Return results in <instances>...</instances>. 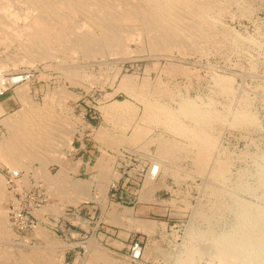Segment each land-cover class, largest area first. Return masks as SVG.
I'll return each instance as SVG.
<instances>
[{"label":"rangeland","instance_id":"374dc122","mask_svg":"<svg viewBox=\"0 0 264 264\" xmlns=\"http://www.w3.org/2000/svg\"><path fill=\"white\" fill-rule=\"evenodd\" d=\"M211 1L221 9L225 7L223 13H221L222 10L215 9L217 13L219 10L221 11L218 15L221 14L222 17L215 15L217 14L215 11L213 13L216 17L215 20L220 21V25L216 24L217 30L214 29L215 32L210 33L208 38L204 37L207 41L204 38L197 40L194 48L188 45L189 48H185L186 44H182L183 48L179 49L178 45L177 49L179 50L173 48V54L171 49L172 47L176 48L177 45L171 46L168 52H166L167 48L165 50L159 48L160 52L157 48L156 51V48L152 46V40L148 41L144 38L148 37L149 39L152 36L151 33L140 30L141 34L138 29L133 30L135 36L133 31L130 32L129 41L131 42L127 45L129 51L127 47L125 48L128 52L123 49V51L121 50L123 53L118 54V51L110 52V50L101 48L96 51L95 56L94 52L93 55L90 54L94 57H90V55L86 57L87 55L81 53L80 50L74 49L73 55L58 52L53 57L39 59L40 61L35 60L30 64H17L15 68V65H11V61L7 60L10 56L12 58L15 52L21 56L24 52L23 49L19 47L18 49H21L19 51L17 49L19 44L16 45L18 41L12 42L11 37L8 38L10 41L8 39L7 42L5 41L8 47L4 42H0V45L3 44L0 46V53L3 52L0 54V58H4L9 66L6 70L11 72L26 70L31 73L30 81L20 86L16 93L12 94L15 100L14 107L7 112L3 110L0 112V146L3 147L8 139L11 140L10 136L16 135H12L14 133H19L17 137L24 135L20 130L14 129L17 130L14 132L12 126L11 128L7 126L10 125V122L12 124L16 120L17 123L25 117L32 118L41 114L58 121V128L63 125L60 129L57 128V136L61 135L63 139L65 137L67 139L69 130H71L70 137H72L68 145L61 142L62 138L56 137L55 139L60 141H53L55 147L52 148L53 151L50 150V159L44 164L33 160V158H27L26 149L24 157L27 159L21 155L25 161L24 168L19 169L13 165L11 167L6 164L8 162L0 159V214L2 215L0 220L2 218L1 222H7L5 224L8 227L4 224L6 233L0 234V237H3L0 238V250L3 254V256L0 255V264H6L8 261L10 264H24L20 262L19 257L21 256L27 258L28 262L25 264H37L43 259V256L55 259L56 264H95L99 261L96 259L99 258L100 261L96 264H100V262L103 264L104 261H107V264H264V0ZM231 1L235 2L233 6L227 3ZM240 6L245 9L239 8L240 11L234 9ZM230 33L232 34L230 35ZM221 34L224 37L222 40ZM233 35L240 39L235 36L233 38ZM213 36L219 39L217 40ZM139 39L141 40L139 41ZM225 39L229 41L225 42L227 41ZM142 40L144 43L141 42ZM204 40L207 45L202 46ZM236 41L239 43H235ZM198 43H200L199 46ZM235 44L236 47H234ZM201 47L202 50H200ZM148 48L152 49L151 53ZM183 49L186 51L184 52ZM189 49L192 51L188 53ZM180 50L184 52L185 56H181L183 53L181 54ZM99 51L100 54L102 51V55H98ZM206 51L209 53L207 54ZM128 53L131 54L127 55ZM193 53L195 54L192 55ZM203 55L205 56L203 57ZM175 65L177 68L172 69ZM73 66H77V69ZM69 67L71 70H68ZM167 68L170 69V73H166ZM171 69L173 70L172 75L175 76L172 78ZM174 70L177 73L174 74ZM76 76L77 78H75ZM143 77L144 81H141ZM126 80L131 81V86L132 83H135L133 88L130 86L132 92L126 86L127 84L129 86V82ZM219 80L221 83H218ZM140 81L143 84L147 81L150 82L149 85L146 83L145 90L149 88L147 91L140 90L144 88L140 85ZM158 84H161L162 88L164 84L168 85L164 86V90L162 89L161 92V87ZM223 85L226 91L221 92L224 89ZM137 86L142 87L138 88ZM134 88L138 89L137 92ZM138 91H141L139 92L141 95ZM158 91L161 92L160 95L162 93L168 95L170 91L169 96L173 92L176 96L178 93L181 98L178 96L177 98L173 94L174 96H167L165 99L166 95L165 97L163 94L160 96ZM133 92L138 94L135 95ZM142 92L151 94L149 93L150 96L146 94L145 98V94ZM172 96L174 99H171ZM197 96L200 100H197ZM183 97L184 101H188L189 98V101L192 99V101L204 105L208 104L207 101L211 102L212 100L213 107L217 111L223 109L220 111L221 114L227 111L231 116L229 122L219 120L212 123L209 132L213 136V144L216 142L211 149L212 156L205 163L193 161L194 159L198 160L195 157L196 154L198 155V150L196 152L197 148L191 145L185 136H177L178 134L175 135L163 125L148 122L149 120H145V115H143V110H145L143 102L159 101V104L178 109L177 103H181ZM203 99L206 100L201 102ZM116 101L125 103L127 107L126 113H124L128 115L123 113L120 116L125 115L129 118L132 114L130 124L127 125L126 121L123 123L121 119L114 122L111 115L108 116L104 112V106L118 103ZM7 121L9 124H6ZM185 121L189 123L188 119ZM226 121L229 124L226 125ZM16 123L14 125H17ZM146 127L150 131L147 133L148 135ZM64 128L66 129L63 131L68 130V132H61ZM138 129L146 135L143 137L142 133L139 135ZM105 135L109 136V140ZM162 138L165 141L177 142L180 146L182 145L184 153L181 154V157L183 155V158L179 159L178 155L177 158L165 159V157L157 155L159 154L157 151L159 142ZM111 139H115L117 144H114ZM157 140L158 142H156ZM51 153L54 155L53 158L58 157L63 160L64 167L69 171L70 179H68L70 181L79 180L90 185V197L92 198L88 197L76 205L73 204L69 198L70 194V197H73V191L69 186L67 187L68 184L63 185L61 188L63 190L56 187L57 195L65 194L63 198L53 192L57 190L54 184L52 185V182L50 183L45 178V174L55 175L60 170L61 164L57 163L58 161L55 159L52 160ZM82 154H86V157L82 158ZM0 156H3L2 152ZM228 157L229 159H227ZM158 160L160 161L158 162ZM162 161L167 164L164 165ZM224 163L226 164L221 168L219 176L215 177V174L213 176L212 171ZM154 166L158 169L155 175H152L151 169ZM7 169L23 170V180L20 181L22 184L27 185L32 177L47 187L50 196L49 202L35 214L38 221L37 228L21 236H18L13 230L8 213V205L12 196L7 189ZM159 180L161 181L159 182ZM47 183L49 186L51 184L50 188L55 189L52 191ZM113 184L115 187H112ZM151 185L152 187H150ZM200 186H202L201 189ZM68 189L72 193L71 191L68 193ZM103 189H106V193ZM198 189H200V194ZM182 201L189 204L185 203L186 205H184ZM122 211L128 217L119 216ZM199 211L207 212L212 217L208 221L202 220L197 215ZM144 222L150 223V230L144 228ZM190 226L193 231H190ZM204 230L206 231L205 235ZM209 231H211L210 235L207 236ZM38 233L41 234L38 235ZM90 243H95L94 247L98 253L91 249ZM61 245L62 248H59ZM64 246L66 247L64 248ZM2 247L8 248L3 251ZM17 249L19 250L17 251ZM41 251L42 254H40ZM16 254L17 256H15ZM7 255L10 259L3 261V259L6 260L4 256ZM97 255H103V257ZM93 256L98 258L95 259ZM36 258L38 260H35ZM56 258L58 259L56 260ZM107 258H109V262Z\"/></svg>","mask_w":264,"mask_h":264},{"label":"bare ground","instance_id":"6f19581e","mask_svg":"<svg viewBox=\"0 0 264 264\" xmlns=\"http://www.w3.org/2000/svg\"><path fill=\"white\" fill-rule=\"evenodd\" d=\"M218 1V0H217ZM220 1V0H219ZM228 1V0H227ZM230 1V0H229ZM231 2H227L230 3V6L234 3ZM241 2V1H240ZM244 2V1H243ZM226 3V2H224ZM221 4V2H220ZM240 4V3H239ZM227 5V4H226ZM223 7V6H222ZM220 9L222 10V12L219 10L218 13L215 11V9ZM225 8V7H224ZM224 8H219L217 7L216 3L212 2L211 0H0V42L1 43H5L6 45V40L11 37L12 42H17L16 45L19 44V46L17 47V49L20 47L21 49H23V51L26 53H22L21 56L17 55L15 52V56L13 55L11 60L10 58L7 61H11L10 63H12L11 65H15L14 67H17V64L20 63H33L35 62V60L40 61L41 59H46L49 57H53L56 53L58 52H63V54H68V53H73L75 51H73L74 49H78L81 51V53L87 55L86 57H88V55H90L94 52V56L96 51L100 50L101 48L107 49L115 52L118 51L117 53L120 54L123 49L124 51L126 50L125 48L127 47L128 43L131 42L129 41L131 38V31L133 30H138L140 33V30H145V32H150L152 35L150 38L153 39H148V37H144L146 38L148 41L152 40V46L153 48H156L155 50L160 52L161 49L165 50V48H167L166 52L169 51V48L171 46L177 45V47H172L171 51L173 54V48L177 49L179 46V49L183 48L182 46L186 44L185 48H187L188 46L191 48L195 47V42H197V40L199 39H203L204 37H207L210 35V33L215 32V30H217L216 28V24L218 23L220 25V21L217 22V19L215 20L216 17H214L213 13L215 11V15H218L220 12L223 13V9ZM240 7L238 8H234L237 11H240ZM243 8V7H242ZM241 8V9H242ZM229 9V8H227ZM239 9V10H238ZM245 9V8H243ZM242 9V10H243ZM241 10V11H242ZM225 12V10H224ZM235 12V11H234ZM232 12V13H234ZM231 13V14H232ZM244 13V12H242ZM241 13V15H243ZM229 14V12H228ZM237 14V13H236ZM239 14V13H238ZM230 15V14H229ZM234 15V14H233ZM221 16L222 15H218ZM220 19V18H219ZM225 20V19H224ZM224 24V23H222ZM229 25V24H228ZM224 26V25H223ZM228 28V27H227ZM230 29V28H229ZM233 29V28H232ZM147 30V31H146ZM226 31V30H225ZM229 31V30H228ZM134 32V31H133ZM231 32V31H230ZM235 32V31H234ZM237 32V31H236ZM226 33V32H225ZM238 33V32H237ZM133 34V33H132ZM142 34V33H141ZM214 34V33H213ZM212 34V35H213ZM216 34V33H215ZM220 34V33H219ZM232 33H230L231 35ZM135 32H134V36H135ZM148 35V34H146ZM145 35V36H146ZM236 35V34H235ZM233 35V38L234 36ZM132 35V37H134ZM140 36V34H139ZM137 36V37H139ZM221 36V40L222 38L224 39V37ZM227 36V35H224ZM141 37V36H140ZM215 37V36H213ZM230 37V36H229ZM238 36H235V38ZM242 37V36H241ZM217 39V37H215ZM227 38V37H226ZM232 38V36L230 37ZM240 39V37H238ZM134 39V38H133ZM143 39V38H142ZM206 40V38H204ZM211 39V38H210ZM214 39V38H213ZM219 39V38H218ZM217 39V40H218ZM243 39V38H242ZM138 40V38H137ZM141 39H139L140 41ZM144 40V39H143ZM143 40L141 42H143ZM146 40V41H147ZM205 40L203 42V45L206 44ZM228 42V39H225ZM238 40V39H236ZM6 41V42H5ZM8 41H10V39H8ZM134 41V40H133ZM207 41V40H206ZM211 42V40H208ZM215 41V40H214ZM220 41V40H219ZM233 41V40H232ZM209 42V43H210ZM216 42V41H215ZM224 42V43H225ZM11 43V42H10ZM136 43V42H135ZM139 43V42H137ZM144 43V42H143ZM202 43V42H201ZM214 43V42H213ZM219 43V42H218ZM223 43V44H224ZM233 43V42H231ZM235 43H239V42H235ZM183 44V45H182ZM200 43H198L199 46ZM217 44V42H216ZM215 44V46H216ZM221 44V43H220ZM244 44V43H243ZM3 45V44H1ZM0 45V46H1ZM135 45V44H134ZM179 45V46H178ZM182 45V46H181ZM188 45V46H187ZM197 45V44H196ZM207 45V44H206ZM225 45V44H224ZM230 45V42H229ZM232 45V44H231ZM7 46V45H6ZM5 46V47H6ZM136 46V45H135ZM148 46V45H147ZM194 46V47H193ZM211 46V45H209ZM227 46V45H226ZM8 47V46H7ZM130 47V46H129ZM138 47V46H137ZM142 47V45H141ZM150 47V46H149ZM188 47V48H189ZM234 47H236V44L234 45ZM139 48V47H138ZM152 48V47H151ZM161 48V49H159ZM199 48V47H198ZM219 48V47H218ZM227 48V47H226ZM238 48V46H237ZM20 49V50H21ZM128 49V47H127ZM131 49V48H130ZM149 49V48H148ZM177 49V50H179ZM205 49V48H203ZM208 49V48H207ZM209 49H211L209 47ZM220 49V48H219ZM242 49V48H241ZM19 50V49H18ZM19 50V51H20ZM122 50V51H121ZM134 50V49H133ZM132 50V51H133ZM143 50H145L143 48ZM150 53L152 49H149ZM148 50V51H149ZM153 50V51H155ZM176 50V52H177ZM184 50V49H183ZM197 50V49H196ZM195 50V51H196ZM202 50V47L201 49ZM213 50H215L213 48ZM223 50V48H222ZM16 51V50H15ZM18 51V54H19ZM104 51V50H103ZM127 51V50H126ZM129 51V49H128ZM127 51V52H128ZM152 51V52H153ZM186 50H184L185 52ZM188 53L190 51H192V49L187 50ZM221 51V50H220ZM112 52V53H113ZM137 52V51H135ZM143 52V51H142ZM158 52V53H159ZM181 52V54L184 52L183 51H179ZM201 52V51H200ZM205 52V51H203ZM207 52V51H206ZM3 53V52H2ZM0 53V54H2ZM123 53V52H122ZM171 53V52H170ZM198 53V52H197ZM209 52H207L208 54ZM62 54V53H61ZM116 54V53H115ZM131 53H128L127 55H129ZM180 54V53H178ZM181 56H185L184 55ZM191 54V53H190ZM189 54V56H190ZM195 53H193L192 55H194ZM203 54V53H202ZM73 55V54H72ZM90 55V57L92 56ZM97 55V54H96ZM98 55H102V51L100 54ZM206 55V54H205ZM203 55V57L205 56ZM60 56V55H59ZM58 56V57H59ZM92 56V57H94ZM187 56V54H186ZM188 56V57H189ZM200 56V55H199ZM2 57V56H1ZM57 57V58H58ZM151 57V56H150ZM162 57V56H161ZM171 57V56H169ZM63 58V56H62ZM61 58V60H62ZM159 58V57H158ZM177 58V57H176ZM40 59V60H39ZM96 59V58H95ZM132 59V58H131ZM135 59V58H134ZM184 59V57H183ZM201 59V58H200ZM56 60V59H55ZM115 60V59H114ZM181 60V59H180ZM7 61L0 58V69L5 70L6 68H8L9 66H7ZM65 61H66V57H65ZM73 61V60H72ZM118 61V60H117ZM183 61V60H182ZM61 62V61H60ZM116 62V61H115ZM156 62V61H155ZM168 62V61H167ZM101 63V62H100ZM157 63V62H156ZM180 63V62H179ZM62 64V63H61ZM173 64V62H172ZM176 64V62H175ZM60 65V64H59ZM63 65V64H62ZM69 65V64H68ZM79 65V64H78ZM165 65V64H163ZM171 65V64H170ZM177 65L174 66L175 69ZM71 67V65H70ZM70 67L68 68V70L70 69ZM74 68H76L75 66H73ZM79 67V66H78ZM155 67V66H154ZM153 67V68H154ZM171 67V66H169ZM72 68V69H74ZM83 68V67H82ZM107 68V67H106ZM152 68V69H153ZM184 68V67H183ZM77 69V68H76ZM74 69V70H76ZM151 69V70H152ZM155 69V68H154ZM171 69V74L172 75V70ZM67 70V68H66ZM71 70V69H70ZM73 70V71H74ZM80 70H82L80 68ZM79 70V72H80ZM109 70V69H108ZM119 70V69H118ZM170 69H166L165 71H167L166 73H170L169 71ZM182 70V69H181ZM184 70V69H183ZM175 71V70H174ZM179 71V70H178ZM214 71V70H213ZM67 72V71H66ZM72 72V71H70ZM75 72V71H74ZM73 72V74H74ZM83 72V71H82ZM104 72V71H103ZM117 72V71H116ZM161 72V71H160ZM163 72V71H162ZM68 73V72H67ZM77 73V72H76ZM119 73V71H118ZM177 73V71L174 72V74ZM183 73V72H182ZM185 73V72H184ZM183 73V74H184ZM70 74V73H69ZM78 74V73H77ZM76 74V75H77ZM82 74V73H81ZM87 74V73H86ZM107 74V73H106ZM105 74V75H106ZM164 74V73H163ZM180 74V73H179ZM236 74V73H235ZM75 75V74H74ZM73 75V77H74ZM79 75V74H78ZM115 75V74H114ZM135 75V74H134ZM240 75V74H239ZM72 76V75H71ZM86 76V75H85ZM117 76V74H116ZM133 77V75H130ZM136 76V75H135ZM174 75L171 76V78ZM106 77V76H105ZM145 77V76H144ZM144 77L143 80L144 81ZM175 77V76H174ZM77 78V76L75 77ZM197 78V77H196ZM96 79V78H95ZM94 79V80H95ZM107 79V78H106ZM131 79V78H130ZM148 79V78H146ZM145 79V80H146ZM161 79V77H160ZM132 80V79H131ZM150 80V79H149ZM159 80V78H158ZM128 81V80H126ZM134 82V80H132ZM140 81V85L144 86V88L140 89L143 91H147L148 89L145 90V86L146 83H148L147 85H149V81L145 82L144 84ZM122 82V81H121ZM129 82V86L128 84L126 85L127 87H129V91L133 88L132 86L135 84L132 83V86L130 84L131 81ZM220 82V80L218 81V83ZM142 83V84H141ZM164 83V82H162ZM161 83V84H162ZM221 83V82H220ZM78 84V83H77ZM119 84V83H118ZM123 84V83H122ZM126 84V83H125ZM161 84H158V86H160ZM224 84V83H223ZM247 84V83H246ZM120 85V84H119ZM151 85V84H150ZM153 85V84H152ZM157 85V84H156ZM168 85V84H166ZM164 84V86H166ZM217 85V84H216ZM130 86L132 87L130 89ZM142 86H137L138 88L142 87ZM155 86V85H153ZM152 86V87H153ZM163 86V88H164ZM224 86V85H223ZM148 87V86H147ZM156 87V86H155ZM161 87V86H160ZM222 86H220L221 88ZM126 88V87H125ZM154 88V87H153ZM161 87L160 91L162 92L164 89ZM169 88V87H168ZM119 89V88H117ZM122 89V88H121ZM124 89V88H123ZM128 89V88H127ZM135 89V88H134ZM133 89V90H134ZM163 89V90H162ZM167 89V88H166ZM170 89V88H169ZM222 89V88H221ZM136 92L138 89H135ZM152 90V89H151ZM154 90H156L154 88ZM160 91H158V94L161 93ZM166 91V90H165ZM164 91V92H165ZM174 91V90H173ZM215 91V90H214ZM226 91V88L224 86V89L221 91ZM132 92V90H131ZM141 91H138V93ZM153 92V91H152ZM180 92V91H179ZM186 92V91H185ZM218 92V91H217ZM113 93V92H112ZM136 93V94H138ZM144 93V92H142ZM150 93V92H149ZM149 93L147 92L146 94L149 95ZM166 93V92H165ZM168 93V92H167ZM172 93V90H171ZM133 94H135L133 92ZM132 94V95H133ZM135 94V95H136ZM141 95V93H139ZM145 94V93H144ZM146 94L144 95V97L146 98ZM151 94V93H150ZM157 94V93H156ZM157 94V95H158ZM163 94V93H162ZM161 94V95H162ZM170 94V91H169ZM166 94H163V96L167 99ZM174 94V92H173ZM171 94V95H173ZM139 95V96H140ZM154 95V94H153ZM156 95V96H157ZM160 95V94H159ZM160 95V96H161ZM170 95V96H171ZM175 95V94H174ZM173 95V96H174ZM184 95V94H183ZM129 96V95H128ZM139 96H137L139 98ZM150 96V95H149ZM159 96V97H160ZM169 96V97H170ZM173 96L171 97V99H174ZM176 96V95H175ZM178 96V93H177ZM176 96V97H177ZM181 96V95H180ZM178 96V97H180ZM135 97V96H134ZM143 97V96H142ZM152 97V96H151ZM155 97V96H154ZM177 97V98H178ZM195 97V95H194ZM176 98V99H177ZM181 98V97H180ZM188 98V97H187ZM198 98V96L196 97ZM149 99V97H148ZM154 99V98H153ZM184 97L182 98V102L181 103H177L179 108L176 109V107H174L173 109L169 106L163 105V104H159V101L156 103L155 101H146L145 103L143 102L142 104H145V110L144 114L145 115V120H149L148 122H153L156 124H160L163 125L164 128L169 129V131L171 130L173 133L178 134L177 136L181 135L185 136V138H187L190 142L191 145L195 146L198 150V155L195 157L198 158V160H193V161H201L202 163H205L208 161V159L212 156L211 155V149L214 147L215 142L213 144V140L212 137L210 135V128L211 125L214 121H224L227 120L229 122V117L231 118V116L228 115L227 111V115L226 113L221 114L220 111L223 110L221 109L220 111H217L214 107H213V102L211 100V102L207 101V105L204 104H200L197 102L192 101V99H190L191 101H184L183 100ZM186 99V98H185ZM207 100L209 99L208 96L206 98ZM203 99L201 102H203ZM142 100V99H141ZM155 100V99H154ZM178 100V99H177ZM176 100V101H177ZM187 100V99H186ZM196 100V99H195ZM197 100H200L199 98ZM170 101V100H168ZM173 101V100H172ZM179 101H181L179 99ZM118 103H113V104H109L104 106V112L107 113V115H111L110 117L113 118L114 122H117V120L121 119V121H126L127 125L131 123L132 121V114L129 118H127L125 115L127 107L125 105V103H122L121 101H116ZM142 102V101H141ZM140 102V103H141ZM161 102V101H160ZM200 102V101H199ZM206 102V101H205ZM4 103V102H3ZM122 103V104H121ZM169 104V102H168ZM172 104V103H171ZM219 104V102H218ZM176 105V104H175ZM133 106V105H132ZM173 106V104H172ZM222 107V105H220ZM6 107V106H5ZM4 107V108H5ZM130 107V106H129ZM137 108V106H135ZM143 107V108H144ZM138 109V108H137ZM176 109V110H175ZM218 109V108H217ZM227 109V108H226ZM3 108L0 105V112H2ZM129 111H132V109ZM125 112V113H124ZM135 112V111H134ZM125 114L123 116H120L122 114ZM128 113H132V112H128ZM225 114V115H224ZM106 115V114H105ZM134 115V113H133ZM142 115V116H143ZM231 115V113H230ZM107 116V117H108ZM106 117V116H105ZM121 117V118H120ZM126 117V118H125ZM144 118V116L142 117V119ZM227 118V119H226ZM109 119V117L107 118ZM188 119L189 123H187L185 120ZM9 120V119H8ZM15 120V119H14ZM116 120V121H115ZM143 121V120H142ZM225 122L226 125L228 122ZM231 121V120H230ZM13 122V121H12ZM8 123V121L6 122V124ZM16 123V120L15 122ZM14 123L10 125H7L12 129H17L20 130L22 132L23 137L19 136L17 137L19 134L14 133L12 135L15 136H10L11 140H7L6 143L4 144V146L2 147V145L0 147V151L2 152L3 156H0L1 160H5V162H8L6 164H9V166L12 165L13 166H17L19 169L22 168L24 166V160L22 159V157H24V150L26 149V155L27 158L30 157L33 158V160H38L40 162H42V164H44V162L49 161L50 159V150H52L54 146L53 141L58 140L59 138H62L61 135L59 137V135H56V131L58 128V121L56 122L53 118H47V115H40V116H34L32 118L29 117H25L22 121H17V125H14ZM113 123V122H111ZM124 123V122H123ZM122 123V124H123ZM136 123V122H135ZM144 123V122H143ZM147 123V122H146ZM9 124V123H8ZM118 124V123H117ZM148 124V123H147ZM146 124V125H147ZM229 124V123H228ZM126 125V124H124ZM122 125V126H124ZM63 127V125H61ZM60 126V128H61ZM121 127V125H119ZM135 126V125H134ZM138 127V126H137ZM156 127V126H155ZM58 128V129H60ZM148 127H146L147 129ZM66 128L62 129L61 132H68V130H65ZM67 129H69L67 127ZM122 129V128H121ZM124 129V128H123ZM122 129V130H123ZM133 129V128H132ZM163 129V128H162ZM16 130V131H17ZM118 130V129H116ZM121 130V131H122ZM136 130V129H135ZM148 131H146V134L149 133V129H147ZM14 130V132H16ZM19 131V132H20ZM71 133V130H69ZM102 131V130H101ZM106 131V130H105ZM112 131V130H111ZM139 131V129H138ZM136 131V132H138ZM168 131V130H166ZM59 132V130H58ZM104 132V131H103ZM170 132V133H172ZM70 133H68V137L66 139H61L63 141H61L63 144L68 145L70 144V141L72 139V137H70ZM139 131V135H140ZM168 133V132H167ZM20 133V135H22ZM58 134V133H57ZM65 134V133H62ZM105 134V133H104ZM146 134H141L142 137L143 135ZM166 134V133H165ZM67 135V134H65ZM62 135V136H65ZM73 135V134H72ZM109 135V134H108ZM148 135V134H147ZM106 136V135H105ZM115 136V135H113ZM58 139H55V138ZM109 137V136H108ZM106 136V138H108ZM111 137V136H110ZM119 138V136H117ZM122 137V136H121ZM141 137V138H142ZM160 137V136H159ZM22 138V139H21ZM151 138V137H150ZM158 138V137H157ZM165 138V137H164ZM173 138V137H172ZM184 138V139H185ZM215 138V137H214ZM20 139V140H19ZM125 139V138H124ZM167 139V137H166ZM170 139V138H169ZM168 139V140H169ZM186 139V140H187ZM109 140V138H108ZM112 140V139H111ZM123 140V139H122ZM150 140V139H148ZM152 140V139H151ZM156 140V139H155ZM159 140V139H158ZM158 140L156 142H158ZM174 140V139H173ZM216 140V139H215ZM60 141V140H58ZM106 141V140H104ZM114 141L113 143L115 144V139L112 140ZM111 141V142H112ZM119 141V140H117ZM177 141V139H176ZM122 142V141H121ZM183 142V141H182ZM107 143V142H106ZM109 143V142H108ZM112 143V145H113ZM153 143V142H151ZM117 144V143H116ZM182 144V143H181ZM108 145V144H107ZM156 145H158V143H156ZM110 146V145H109ZM144 147V146H143ZM142 147V149H143ZM222 147V146H221ZM225 147V146H223ZM145 149V148H144ZM155 149V148H153ZM157 149V148H156ZM224 149V148H223ZM137 150V149H136ZM148 151V150H147ZM154 151V150H153ZM158 153L157 155H160L162 157L166 158H172L176 157L179 155V159L181 157V154L184 153V148H182V145L180 146L179 144H177V142L175 143H171L170 141H165L163 140V138L160 140L159 142V147L157 149ZM0 152V154H1ZM155 152V151H154ZM153 152V153H154ZM195 152V153H196ZM28 153V154H27ZM151 153V152H150ZM218 153V152H217ZM220 153V152H219ZM218 153V154H219ZM224 153V151H223ZM52 155V160L55 159V161H58L57 163L61 164V168L58 172H56L55 175H46V179H48V181H50V183L52 182V185L54 184V187L61 189L63 187V185L68 184L67 187L69 186L70 189H72L73 197H70L71 200L70 202H72L73 204H77L79 202H81L83 199L85 198H92L90 197V185H88V183H85L84 181H79V180H74V181H70L69 179V171L66 167H64L63 165V160H60L57 156V158H53V153H51ZM193 154V153H192ZM227 154V153H226ZM22 155V157H21ZM143 155V154H142ZM228 155V154H227ZM219 156V155H218ZM229 156V155H228ZM4 157V158H2ZM225 157V156H224ZM7 161H6V159ZM26 157H24L25 159ZM26 158V159H27ZM156 158V157H155ZM177 158V157H176ZM183 158V155L182 157ZM217 158V157H216ZM163 159V158H162ZM229 159V157L227 158ZM226 159V160H227ZM231 159V158H230ZM2 160V161H3ZM178 160V159H175ZM217 160V159H216ZM221 160V159H220ZM219 160V161H220ZM225 160V161H226ZM239 160V159H238ZM160 160H158L159 162ZM163 162V161H162ZM172 162V161H171ZM47 163V162H46ZM164 163V162H163ZM174 163V162H173ZM158 164V163H157ZM162 164V163H161ZM160 164V165H161ZM167 163H164V165ZM170 164V161H169ZM224 164H220V166L218 169L212 171L213 176L218 177L219 173L221 172V168L225 165ZM26 165V164H25ZM159 165V164H158ZM219 165V163H218ZM229 165V164H228ZM170 166H172L170 164ZM44 167V166H43ZM46 167V166H45ZM168 167V166H167ZM216 167V168H217ZM24 168V167H23ZM176 168V167H174ZM180 168V167H178ZM177 168V169H178ZM239 168V167H238ZM75 170V169H74ZM175 170V169H174ZM178 171V170H177ZM40 173V172H39ZM45 173V172H44ZM37 174V173H36ZM104 174V173H103ZM172 174H175L172 172ZM215 174V175H214ZM44 175V176H45ZM102 176V175H101ZM212 176V177H213ZM44 178V179H45ZM69 178V179H68ZM23 180V179H22ZM100 180V179H99ZM1 181V180H0ZM161 180H159L160 182ZM179 181V180H176ZM49 183V182H48ZM47 183V185H48ZM153 184V183H152ZM102 185V184H101ZM158 185V184H157ZM160 185V184H159ZM163 186V183L161 184ZM49 186V185H48ZM51 186V184H50ZM49 186V188H50ZM100 186V185H99ZM53 187V188H54ZM66 187V186H65ZM152 187V185L150 186ZM156 187V186H155ZM160 187V186H158ZM157 187V189H158ZM202 186H200L199 188L201 189ZM54 188V189H55ZM56 188L57 191H55L54 189H52L53 192H58V189ZM103 188V187H102ZM70 189H68V193H70ZM198 189V193L199 190ZM63 190V189H61ZM104 190V189H103ZM51 191V190H50ZM66 191V188H65ZM71 191V193H72ZM102 191V189H101ZM106 193V189L104 190ZM103 191V192H104ZM222 191V190H221ZM220 191V192H221ZM61 191H59L60 193ZM154 192V191H152ZM151 192V193H152ZM201 192V191H200ZM219 192V193H220ZM62 193V192H61ZM150 193V194H151ZM173 193V192H172ZM205 193V192H204ZM104 194V193H103ZM200 194V193H199ZM211 194V193H210ZM209 194V196H210ZM223 194V193H221ZM60 195V194H58ZM57 195V196H58ZM207 195V194H205ZM61 196V195H60ZM65 196V194L63 195ZM63 196H61V198H63ZM146 196V195H144ZM143 196V197H144ZM208 196V195H207ZM59 197V196H58ZM216 197V196H215ZM220 197V196H219ZM105 198V197H104ZM146 198V197H145ZM216 199V198H215ZM66 200V199H65ZM69 200V199H68ZM67 200V201H68ZM87 200V199H86ZM148 200V199H147ZM213 201V200H211ZM168 202V201H167ZM171 202V201H170ZM184 205H188L189 203H186L185 201ZM209 202V201H208ZM159 203V202H158ZM186 203V204H185ZM211 203V202H210ZM222 204V203H221ZM224 205V204H223ZM195 207V205H194ZM201 208V207H200ZM212 208V207H211ZM218 209V206H217ZM214 210V209H213ZM212 211V209H211ZM216 211V210H215ZM221 211V210H220ZM108 212V211H107ZM112 212V210H111ZM196 212V211H195ZM217 212V211H216ZM1 213V212H0ZM115 213V212H114ZM119 213V212H118ZM194 213V212H193ZM127 216V214H125L123 211L119 214V216ZM196 215V213H195ZM198 217L201 218L202 220H209L212 216H210V214H208L207 212H203V211H199L198 212ZM196 215V216H197ZM0 216H2L0 214ZM118 216V215H117ZM121 216V217H122ZM120 217V218H121ZM128 217V216H127ZM81 218V217H79ZM119 219V217H117ZM125 218V217H124ZM5 219V218H4ZM200 219V220H201ZM1 220H3L1 218ZM0 220V234L4 235V233H6V231L4 232V224L7 222H1ZM77 220L78 217H77ZM6 221V220H5ZM121 221V220H120ZM204 222V221H203ZM83 223V222H81ZM145 223V224H144ZM143 226L144 228H149L150 230V223L144 222ZM204 225V224H203ZM5 226L7 227V225L5 224ZM38 226V225H37ZM192 226H190L191 228ZM8 228V227H7ZM39 228V227H38ZM152 229V228H151ZM39 230V229H38ZM193 231V229L191 228L190 231ZM196 230V229H195ZM199 229H197L198 231ZM214 230V229H213ZM12 231V230H11ZM41 231V230H39ZM196 231V232H197ZM212 231V230H211ZM208 232L207 236L210 235V232ZM45 232V230H44ZM199 232V231H198ZM42 233V232H41ZM41 233H38L41 234ZM192 233V232H189ZM200 233V232H199ZM202 233V232H201ZM206 231L204 230V235H205ZM14 234V233H13ZM196 234V233H195ZM6 235V234H5ZM9 235V234H8ZM44 235V234H43ZM42 235V236H43ZM202 235V236H204ZM10 236V235H9ZM41 236V235H40ZM197 236H199V234L197 233ZM201 236V235H200ZM201 236V237H202ZM192 237V236H191ZM3 238V237H0ZM9 238V237H8ZM5 239V238H4ZM3 240V239H2ZM9 240V239H7ZM41 240V239H40ZM4 242V241H2ZM11 242V241H10ZM93 242V241H92ZM95 242V241H94ZM5 243V242H4ZM14 243V242H12ZM53 243V241H52ZM1 244V243H0ZM8 244V243H7ZM46 244V243H45ZM50 244V243H49ZM95 244V243H94ZM90 243V247H92L91 249L93 251H97L96 248L94 247L95 245ZM13 245V244H12ZM42 245V244H41ZM55 245V243H54ZM57 245V244H56ZM60 245V244H59ZM99 245V244H98ZM153 245V244H152ZM155 245V244H154ZM2 246V245H1ZM23 246V245H22ZM50 246V245H49ZM4 247V246H3ZM2 247V248H3ZM10 247V246H9ZM39 247V246H38ZM62 248V245L59 246V248ZM66 246H64L65 248ZM97 247V246H96ZM101 247V246H99ZM153 247V246H152ZM8 248V247H5ZM5 248H3V251L5 250ZM16 248V247H15ZM46 248V247H45ZM54 248V247H53ZM89 248V247H88ZM51 249V248H50ZM55 249V248H54ZM155 249V248H153ZM19 249H17L18 251ZM31 250V249H30ZM44 250V249H42ZM47 250V249H46ZM61 250V249H60ZM68 250V249H67ZM8 251V250H7ZM13 251V249H12ZM23 251V250H22ZM63 251V250H62ZM101 251V250H100ZM21 252V250H20ZM31 252V251H30ZM29 252V254H30ZM34 252V251H33ZM40 252V251H39ZM54 252V251H53ZM56 252V251H55ZM92 252V251H91ZM160 252V251H159ZM158 252V254H159ZM0 255L3 256L1 250H0ZM7 253V252H5ZM4 253V254H5ZM18 253V252H17ZM23 253V252H22ZM44 253V251H43ZM52 253V252H51ZM94 253V252H92ZM98 253V251H97ZM103 253V251H102ZM161 253V252H160ZM9 254V252H8ZM42 254V251L41 253ZM53 254V253H52ZM51 254V255H52ZM91 254V253H90ZM99 254H101L99 252ZM19 255V253H18ZM36 255V254H35ZM62 255V254H61ZM60 255V256H61ZM13 256V255H12ZM17 256V254L15 255ZM27 256V255H26ZM29 256V255H28ZM95 256V255H94ZM93 256V257H94ZM97 256H102L103 255H97ZM94 257L95 259L98 257ZM172 256V255H171ZM6 257V260L3 259L1 257V259H3V261H7L10 259V257L4 256ZM8 257V258H7ZM30 257V256H29ZM33 257V256H32ZM31 257V258H32ZM38 257V256H37ZM156 257V256H155ZM12 258V257H11ZM20 258V262H23L24 264L27 261V258L25 256H21ZM30 258V259H31ZM43 259H41L40 261L37 262V264H56L55 263V259L51 258V257H47L44 258V256L42 257ZM55 258V257H54ZM62 258V257H61ZM92 258V255H91ZM13 259V258H12ZM11 259V260H12ZM29 259V261H30ZM58 258H56L57 260ZM18 260V259H17ZM34 260V259H33ZM35 260H38V258H36ZM94 260V259H93ZM100 261L99 259H96ZM106 260V259H105ZM108 262H109V258H107ZM14 261V260H13ZM96 262V263H99ZM104 261V260H102ZM9 262V261H8ZM7 262V263H8ZM35 262V261H34ZM105 263L107 261H104ZM6 263V264H7ZM60 263V262H59ZM95 263V264H96ZM103 263V264H105ZM10 264V263H8ZM91 264V263H88ZM93 264V263H92ZM100 264H102V262H100ZM107 264V263H106ZM116 264V263H115Z\"/></svg>","mask_w":264,"mask_h":264},{"label":"built area","instance_id":"2783aa9c","mask_svg":"<svg viewBox=\"0 0 264 264\" xmlns=\"http://www.w3.org/2000/svg\"><path fill=\"white\" fill-rule=\"evenodd\" d=\"M30 78L31 73L26 70L11 72L0 69V98L9 92L15 94L20 86L30 81ZM157 169L154 166L151 174L155 175ZM23 176V170H9L6 176L7 189L12 196L8 213L11 226L18 236L37 228L38 221L35 214L50 200L47 187L32 177L29 183L24 185L20 182ZM112 187L115 185L113 184Z\"/></svg>","mask_w":264,"mask_h":264},{"label":"crops","instance_id":"0c3cea01","mask_svg":"<svg viewBox=\"0 0 264 264\" xmlns=\"http://www.w3.org/2000/svg\"><path fill=\"white\" fill-rule=\"evenodd\" d=\"M12 92L7 93L5 96L0 98V105L3 108L4 112H7L9 110H11L14 107L15 104V100H14V96L12 95ZM4 102V103H3ZM6 106V107H5ZM5 107V108H4ZM88 152V151H87ZM82 158L86 157V154H82L81 156ZM8 169L6 171V176L8 174ZM72 174H75L74 172H72Z\"/></svg>","mask_w":264,"mask_h":264}]
</instances>
